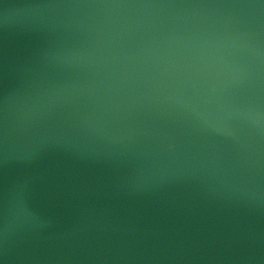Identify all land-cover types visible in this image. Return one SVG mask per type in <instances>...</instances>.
Returning a JSON list of instances; mask_svg holds the SVG:
<instances>
[{
	"label": "water",
	"instance_id": "95a60500",
	"mask_svg": "<svg viewBox=\"0 0 264 264\" xmlns=\"http://www.w3.org/2000/svg\"><path fill=\"white\" fill-rule=\"evenodd\" d=\"M0 264H264V0H0Z\"/></svg>",
	"mask_w": 264,
	"mask_h": 264
}]
</instances>
